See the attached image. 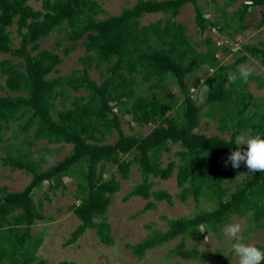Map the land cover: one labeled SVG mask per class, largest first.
Instances as JSON below:
<instances>
[{
  "label": "trees",
  "instance_id": "16d2710c",
  "mask_svg": "<svg viewBox=\"0 0 264 264\" xmlns=\"http://www.w3.org/2000/svg\"><path fill=\"white\" fill-rule=\"evenodd\" d=\"M224 2H237V6L229 14L222 9L212 18L202 14L197 0H136L118 14L98 18L104 10L97 0H40L38 9L27 0H0V53L9 56L0 60V90L14 93L0 95V142L3 129L19 121L17 132L32 134L25 141L28 145L38 140L70 145L67 154L44 168L29 157L27 150L24 158H2L4 164L30 174V179L19 191L0 186V264H52L35 256L42 237H34L30 226L46 216L42 198L33 200L30 193L43 182L52 193L57 187L64 188L62 176L77 177L78 202L69 209L79 220L62 246L74 243L86 229H93L102 244H112L109 223L96 218L103 215L119 189L114 175L128 179L131 165L136 166L140 178L123 201L139 196L146 200L144 210L155 208L154 201L170 204V194L152 186L154 178L166 180L173 173L181 202L191 196L194 200L207 198L212 204L209 210H198L192 216L165 218L166 230L153 232L136 243H125L137 258L178 235L194 237L199 226L216 230L233 214L244 216L250 210L255 226L260 225L264 216V172L249 174L244 164L234 169L225 162L236 147L229 137L247 131L249 136L264 137V106H254L247 82L229 83L227 79V74L237 71L236 66L249 57L259 59L264 68V40L240 44L235 50L240 54L224 63L217 53L218 49L228 53V47L218 48L205 36L204 50L198 49L200 41L191 40L176 21L181 7L191 4L198 33L216 29L232 38L248 27L245 17L254 8L258 10L256 27L264 26V0ZM149 13L162 16L140 24L142 15ZM12 25L14 34L9 29ZM53 29L63 31L62 38L55 41L56 47L62 41L69 42L63 54L72 51L77 41L84 49L78 57L81 66L65 75L49 76L62 58L53 49L40 47V40ZM201 66L211 73L201 83L198 95L193 96L186 75ZM90 68L99 70L102 78L98 82L90 77ZM248 80L264 85V77L259 74ZM165 84L176 86L180 100L171 102L168 93L161 96L154 91ZM141 85H145V94L138 91ZM205 87L207 93L202 91ZM66 88L84 94L71 97L67 107L63 104L54 113L55 101L68 97ZM124 115L138 127L152 124V128L144 135L125 134L120 125ZM203 117L217 121L218 133L198 131ZM113 131L116 137L108 141ZM175 144L176 159L162 165V151L168 152ZM110 167L114 172L103 177ZM238 175L240 180L236 179ZM150 196L154 201L148 200ZM180 241L175 254L196 259L195 248H185L184 240ZM256 246L264 249V244ZM54 264L77 263L60 260Z\"/></svg>",
  "mask_w": 264,
  "mask_h": 264
},
{
  "label": "rangeland",
  "instance_id": "374dc122",
  "mask_svg": "<svg viewBox=\"0 0 264 264\" xmlns=\"http://www.w3.org/2000/svg\"><path fill=\"white\" fill-rule=\"evenodd\" d=\"M34 8L40 7V0H27ZM103 13L97 15L98 18H103L106 15L118 14L123 8L132 6L136 0H97ZM225 0H197L202 14L207 18L218 16L221 10L224 9L227 14L231 13L233 8L237 6V2L228 5ZM162 16L161 13L144 14L140 18V24H147L155 21ZM258 20L257 8L246 15L245 22L248 27L239 34H234L233 37L229 34L219 33L216 29L205 30L202 33L195 32L193 23V9L191 4H185L181 7L176 21L180 22L189 35L191 40L200 41L198 49L204 50L203 39L209 36L215 45L226 46L229 52L225 53L218 49L217 57L224 63L231 62L240 53H235V50L243 43L256 44L260 40H264V26L256 27ZM14 25L10 26L12 34ZM63 31L53 29L48 36L40 40V47L46 49H53L61 55L62 61L55 67V71L51 72L49 76L56 74L65 75L71 69L79 68L80 62L78 57L83 54L84 49L80 47L79 41L77 46L67 54H63V49L69 42L62 41L58 47L55 46V41L63 36ZM16 42V39H14ZM56 47V48H55ZM244 53V52H243ZM9 57L7 54L0 53V60ZM250 66L255 71L253 76L260 75L264 77V68L260 67L259 59L247 58L245 61L236 66L238 70L241 66ZM211 73V70L205 66L190 72L186 75V83L189 86L190 94L197 96V90L201 91V83ZM89 75L95 81H99L102 77L99 70L90 68ZM3 77L0 78V82ZM145 85H141L138 91L146 93ZM193 87L197 89L194 91ZM247 90L253 97L254 106H264V85H257L255 80H248L246 83ZM158 95L163 96L168 93L169 101H178L181 96L177 92L174 84H165L163 88L154 89ZM68 97L63 101H55L53 112L60 109L63 104L67 107L71 97L84 94L83 91H73L69 88L65 89ZM14 94L8 92L6 89L0 90V95ZM205 122L208 127H205ZM19 121L11 122L7 128L2 131V139L0 142V186L5 185L8 191H19L30 179V174L17 169L11 164H4L2 158L9 155L13 157H23L24 151L29 152V157L32 160H37L40 168H44L56 163L70 149L69 144L64 143H46L43 140L35 141L28 145L26 139L30 140L31 132H17ZM120 125L125 134L138 133L144 135L151 128L152 124L137 126L131 122L129 115L120 117ZM216 120H207L203 117L199 123L198 131L206 134L218 133L216 128ZM248 132V131H247ZM247 132L245 133L247 135ZM116 137L113 131L110 135L111 141ZM246 145H242L241 149H245ZM178 149V146L170 145L168 152L162 151L160 156L161 164L164 165L169 159H176L173 153ZM129 157V156H128ZM110 172H114V167L108 168L104 171L103 177H106ZM76 175V174H75ZM115 178L119 181V189L111 196L109 205L106 211L100 218L109 223V233L113 240L110 245H104L99 240L93 229H86L77 240L67 246H62V243L68 238L70 232L79 223L69 207L76 204L78 201L75 197V183L76 176L70 178L62 176L61 179L64 188L57 187L52 193L46 189V182H43L40 188L32 189L30 196L33 200L38 197L42 198V213L46 216L45 220L35 221L30 226L31 234L35 237L41 236L42 240L38 246L35 256L36 258L44 259L49 263H56L60 260L73 261L77 264H237V259L231 251V242L224 236L223 227L231 222H239L242 225V235L244 241L255 245L264 244V216L260 220V225L255 226L250 217V210L244 216L230 215L228 221H224L221 227L216 230L205 229L198 227V233L193 236H176L174 239L163 242L144 252L141 258L135 257L128 248L124 246L125 243H136L146 238L153 232L164 231L167 228L165 218H177L180 216H192L198 210H209L212 206L211 202L204 197L194 200L188 196L184 202H181L176 196L179 191L175 184L174 174L166 180H153L156 183L152 186L153 190H165L170 194L171 203L165 200L154 201L150 196L148 200L155 202L156 206L153 209L144 210L146 200L139 196H132L123 201L122 197L129 191L132 185L139 180V171L135 165H131L128 179L122 180L116 173ZM240 180V176H236ZM226 185V184H225ZM228 185L231 186V183ZM46 196V198H44ZM264 202V199H263ZM203 229L205 232L200 231ZM184 240L183 247L195 248L196 259L181 258L175 254L174 250L180 244V240Z\"/></svg>",
  "mask_w": 264,
  "mask_h": 264
},
{
  "label": "clouds",
  "instance_id": "9594fccd",
  "mask_svg": "<svg viewBox=\"0 0 264 264\" xmlns=\"http://www.w3.org/2000/svg\"><path fill=\"white\" fill-rule=\"evenodd\" d=\"M254 71L252 67L244 65L237 71L228 73L227 79L229 83H235L237 80L246 83ZM196 89L193 87L194 91ZM208 90L205 87L202 91L207 93ZM228 140L234 143L236 147L227 157L225 166L230 163L231 167L235 169L244 164L249 174L264 172V137L260 135L249 136L239 132L234 138L229 137ZM242 145H246L243 150L241 149ZM200 231L205 232L203 229ZM242 231V225L239 222L228 223L222 229L223 236L231 242V251L237 259V264H262L264 262V249L245 242Z\"/></svg>",
  "mask_w": 264,
  "mask_h": 264
}]
</instances>
